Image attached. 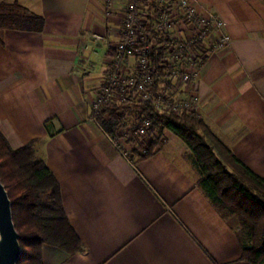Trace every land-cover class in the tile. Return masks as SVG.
Segmentation results:
<instances>
[{"label": "crops", "instance_id": "obj_1", "mask_svg": "<svg viewBox=\"0 0 264 264\" xmlns=\"http://www.w3.org/2000/svg\"><path fill=\"white\" fill-rule=\"evenodd\" d=\"M0 1L14 4L0 10V130L13 147L33 141L83 245L68 255L43 244V263L250 264L239 260L237 216L196 186L182 139L168 133L148 157L126 158L90 120L127 0ZM199 1L230 44L201 65L197 113L264 177V0Z\"/></svg>", "mask_w": 264, "mask_h": 264}, {"label": "trees", "instance_id": "obj_2", "mask_svg": "<svg viewBox=\"0 0 264 264\" xmlns=\"http://www.w3.org/2000/svg\"><path fill=\"white\" fill-rule=\"evenodd\" d=\"M139 7L150 10L155 0H138ZM14 4L0 1V10ZM4 16L0 14V21ZM3 20V19H2ZM158 38L152 51L155 88L165 77L164 46ZM202 47L199 40L194 49ZM165 89V88H164ZM106 114V115H105ZM136 159L148 157L159 143L163 131L178 136L188 149V158L197 172L196 186L217 209L226 208L238 218L236 235L241 249L239 260L264 264V177L238 158L196 112H157L149 101L105 103L98 116L102 127H122L127 118ZM144 118L150 120L146 135L136 131ZM0 180L11 201L12 217L19 233L21 254L17 264H44L42 245L47 244L73 255L83 250L62 203L60 186L43 159L33 148V141L13 147L0 130Z\"/></svg>", "mask_w": 264, "mask_h": 264}, {"label": "built area", "instance_id": "obj_3", "mask_svg": "<svg viewBox=\"0 0 264 264\" xmlns=\"http://www.w3.org/2000/svg\"><path fill=\"white\" fill-rule=\"evenodd\" d=\"M104 1L106 4L113 2ZM138 3V0L126 2L124 17L117 30L118 39L110 45L111 61L101 86L91 98L90 120L102 128L126 158L133 146L127 140L131 136L129 126L133 119L120 128L105 130L98 120L104 104L149 101L157 112L176 114L186 109L197 113L196 83L201 65L210 53L221 51L230 44L223 18L199 0H155L150 10L140 8ZM209 35L211 39L206 42V47L196 53L194 45L199 40L203 44ZM91 37L96 42H104L105 35L94 31ZM158 38L162 39V61L167 65L164 77L174 88L170 91L159 88L160 83L155 88L151 59ZM149 125L150 120L144 118L137 135L145 136Z\"/></svg>", "mask_w": 264, "mask_h": 264}, {"label": "water", "instance_id": "obj_4", "mask_svg": "<svg viewBox=\"0 0 264 264\" xmlns=\"http://www.w3.org/2000/svg\"><path fill=\"white\" fill-rule=\"evenodd\" d=\"M20 254L19 233L13 222L11 201L0 180V264H17Z\"/></svg>", "mask_w": 264, "mask_h": 264}, {"label": "rangeland", "instance_id": "obj_5", "mask_svg": "<svg viewBox=\"0 0 264 264\" xmlns=\"http://www.w3.org/2000/svg\"><path fill=\"white\" fill-rule=\"evenodd\" d=\"M159 83L161 84L162 82H159ZM159 88H162L161 85H159ZM168 91H170V90H168ZM173 92L175 93V91H173ZM168 133L170 134L171 132L168 131V130H166L165 135H162V137L160 138L159 142H161L162 139L165 138V136H167ZM189 163L191 164L190 161H189ZM191 165H192V164H191Z\"/></svg>", "mask_w": 264, "mask_h": 264}]
</instances>
